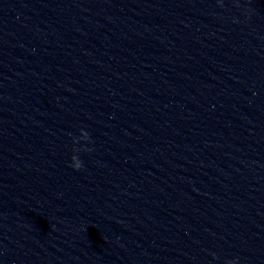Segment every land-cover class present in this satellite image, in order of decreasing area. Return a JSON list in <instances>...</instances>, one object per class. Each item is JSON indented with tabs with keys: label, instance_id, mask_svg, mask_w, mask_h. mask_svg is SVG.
<instances>
[{
	"label": "clouds",
	"instance_id": "9594fccd",
	"mask_svg": "<svg viewBox=\"0 0 264 264\" xmlns=\"http://www.w3.org/2000/svg\"><path fill=\"white\" fill-rule=\"evenodd\" d=\"M81 163L80 164H78L76 167H75V169H79V168H81Z\"/></svg>",
	"mask_w": 264,
	"mask_h": 264
}]
</instances>
